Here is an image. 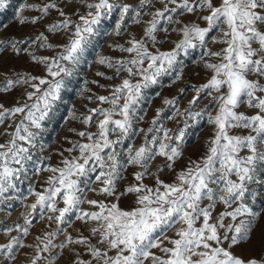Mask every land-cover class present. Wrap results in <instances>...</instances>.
I'll list each match as a JSON object with an SVG mask.
<instances>
[{
  "label": "snow or ice",
  "instance_id": "snow-or-ice-1",
  "mask_svg": "<svg viewBox=\"0 0 264 264\" xmlns=\"http://www.w3.org/2000/svg\"><path fill=\"white\" fill-rule=\"evenodd\" d=\"M4 3L0 0V7ZM24 8L36 14L20 16L19 23L39 24L44 31L0 39V58L24 55L41 71L0 73V94L22 89L13 105L0 103V137H5L0 204L10 199L17 181L27 178L35 130L61 99L66 79L76 74L102 20L114 13L112 34L127 36L109 47L126 55L97 57L96 63L113 73L97 71V77L120 79L107 86L85 81L82 96L91 92L88 83L108 94L86 97L96 107L71 113L83 126L69 129L79 139L66 137L70 146L58 153V163L35 169L36 175H49L42 190L29 185L34 202L23 224L2 228L4 234H17L0 243V264H16L25 248L31 249L26 264H60L65 253L66 264H264V207L256 211L249 203L250 197L264 198L255 191L264 187V0H43ZM128 24L141 28L139 38ZM170 33L176 38L163 49ZM32 46L51 54H37ZM194 49L201 52L199 65L207 79L191 85L187 107L179 105L188 87L182 86L162 98L163 107L146 128L137 127L145 119L139 114L144 90L165 75L174 76V85L182 83L180 57ZM202 99L207 103L195 110ZM205 117L211 126L205 155L177 170L188 129ZM164 119L180 126L168 128ZM127 141L132 142L122 147ZM128 168L134 169L132 180L121 187ZM165 171L171 182L161 179ZM124 198H131L127 209L119 205ZM37 215L51 230L25 243L22 237L30 234ZM73 217L84 226L75 235L67 231Z\"/></svg>",
  "mask_w": 264,
  "mask_h": 264
},
{
  "label": "rangeland",
  "instance_id": "rangeland-1",
  "mask_svg": "<svg viewBox=\"0 0 264 264\" xmlns=\"http://www.w3.org/2000/svg\"><path fill=\"white\" fill-rule=\"evenodd\" d=\"M43 0H5L4 6L0 7V39L8 38H20L23 36H33L40 31H44L42 25L32 26L30 24L21 25L19 23L20 16H26L31 18V16L36 13L30 9L24 8L21 11L23 5L29 3H42ZM71 3V0H69ZM66 11H71V9H66ZM83 11V9H81ZM18 13L20 15H18ZM56 14L53 12L48 19H52ZM118 18V13H114L111 17L105 18L102 20L101 24L98 26L97 35L92 38V42L88 46L85 54V58L80 64L79 68L75 75L66 79V86L62 89L61 99L58 100L53 110L50 112L49 116L42 122V127L38 131V136L36 140V147L30 149L32 160L27 162V178H22L20 181H17L15 188L11 189L7 194L10 199L5 201L4 204H0V243L6 242L9 235H16L17 233L13 231L10 234H4L2 228L5 226H13L16 223L23 224V216L27 215L29 209L28 205L34 202V197L29 195L28 188L29 185H33L35 190H42V185H44L47 176V172H41L39 175L35 174V169L39 166L52 164L55 165L58 163L60 157L58 153L70 145L67 143L66 137L75 141L79 138L73 133L69 132L70 128H76L77 130L82 129V125L71 119V113L74 111L77 115L80 113H85L87 109L96 107L97 102H89L86 97L92 95H107L108 90L106 88H100L95 84L88 83L87 87L91 89V92H85L83 96L81 95V89L85 87V81L98 80L100 84L109 85L115 84L120 79L119 77L113 80H106L102 77H97L95 73L97 71H103L106 75H112V70L105 68L102 65L96 63L98 56H111L119 57L121 54L118 51H115L109 45L114 43L123 44L125 42V35L116 37L113 35L114 26ZM191 19V17H189ZM128 31L139 38L141 34V28L128 24L126 25ZM170 39L163 44V49L171 47V40L176 38L175 33H170ZM216 35V33H213ZM58 39V38H57ZM214 49L218 46L213 45ZM32 50L37 54L50 55L51 52L48 49L36 48L32 46ZM201 52L199 49L189 50L187 54H182L180 59L183 62L184 68V80L182 83L173 84L174 79L173 75H165L159 78V81L156 85L149 87L144 90L145 102L141 106L139 112L140 115L145 117L144 121L139 122L137 127L148 126L149 121L153 117L155 110L157 108H162L161 103L162 98L169 97L171 98L178 92V89L182 86H188L185 93L178 97L179 105L187 107V101L193 95L191 91L192 84H199L204 82L207 79V74L202 67L199 65ZM21 71V72H31L33 74H39L41 69L30 61L26 59L24 55L19 57L5 54L0 58V73L9 72V71ZM122 76L125 74H121ZM22 92L21 88H17L9 94H0V103H4L6 106L13 105L17 98L20 97ZM160 95L157 96L156 94ZM207 103L206 100L202 99L201 102L196 106L195 110L203 108ZM108 107V105H104ZM244 111L242 107L240 109ZM167 112V110H165ZM168 114H171L170 112ZM18 119V117H17ZM206 117L204 120L200 121L193 127H190L187 131L185 137V147L183 159L178 161L176 164V169L179 170L182 168L186 162L190 159H199L205 155L207 150V140L211 134V126L207 124ZM164 125L168 128L178 127L174 121H169L167 119L163 120ZM2 126H0V131H2ZM91 130H95V125H93ZM114 138V137H113ZM5 137H0V143L4 142ZM132 141H127L122 147H126L127 143ZM137 145L140 143V138L137 137L134 141ZM41 145L43 149L41 150ZM64 155L67 156L68 153L64 152ZM50 157V159H49ZM156 163H160L158 159ZM155 170V165L153 166ZM134 171L132 168H128L126 172V179L121 182V187L125 184L131 182L132 176L131 173ZM161 179L166 182H171L173 176L168 171H165L161 175ZM145 183L151 185L153 181L151 179H146ZM255 191L262 197H264V187L256 188ZM88 198L100 197L95 196L93 193H88ZM249 203L254 210L260 211L264 207V198L253 199L249 198ZM11 204L10 208L6 206ZM121 208L127 209L131 206V198L121 199L119 202ZM62 206V205H61ZM83 207H88L84 205ZM220 210V209H218ZM50 225L46 223L45 220H41L37 215L33 224L29 228L30 234L27 237H22L25 243H31L36 235L40 234L43 231L51 230ZM84 230V226L76 222L73 217V227L67 228V231L72 232L74 235ZM85 235H88L87 231H84ZM168 235H172L170 231ZM257 236L259 235V229L257 230ZM62 239V236H58L57 240ZM238 252H243L247 254V249H238ZM31 253V249L25 248L21 252L17 253L18 259L16 264H26L28 255ZM68 260V254H64V258L60 261V264H66Z\"/></svg>",
  "mask_w": 264,
  "mask_h": 264
}]
</instances>
